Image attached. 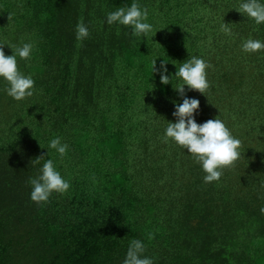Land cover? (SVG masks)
<instances>
[{
	"label": "trees",
	"instance_id": "1",
	"mask_svg": "<svg viewBox=\"0 0 264 264\" xmlns=\"http://www.w3.org/2000/svg\"><path fill=\"white\" fill-rule=\"evenodd\" d=\"M132 2L0 0V44L6 55L33 44L17 64L35 81L15 101L0 80V264H123L133 239L155 264H264V51L241 48L264 40V25L235 9L240 0H136L153 31L134 40L105 22ZM81 22L89 36L78 41ZM191 56L211 65L206 96L187 92L197 123L221 119L241 141L213 183L163 140L182 98L152 61L168 59L171 80ZM55 137L63 157L48 147ZM48 159L70 188L41 205L30 179Z\"/></svg>",
	"mask_w": 264,
	"mask_h": 264
},
{
	"label": "clouds",
	"instance_id": "2",
	"mask_svg": "<svg viewBox=\"0 0 264 264\" xmlns=\"http://www.w3.org/2000/svg\"><path fill=\"white\" fill-rule=\"evenodd\" d=\"M235 9L255 25H264V0H240L238 8ZM148 16V9L142 8L136 0H133L129 7H118L115 11L108 12L105 22L109 26L115 24L130 28L131 37L134 40H141L147 38L153 31V25L148 22ZM225 30L231 31L227 28ZM88 36V28L83 22L79 23L76 26L77 40L83 41ZM7 46L13 50L11 55H6L3 44H0V80L6 82L3 91L7 96L15 101H22L33 96L35 81L31 75H25L19 71L17 57L22 60L31 59L34 46L32 43ZM241 48L248 54L264 51V40L246 39ZM157 58L152 61V74H158L160 83L163 85H168L175 79L177 82L173 88L182 98V103L173 101L172 115L175 122L168 121L164 130V142L171 141L184 151L186 150L201 166L205 173L203 177L205 183L219 181L223 175V169L234 165L239 159L241 141L232 135L221 119L215 118L197 123L196 116L200 111V101L187 95V92L193 90L205 95L210 87L207 69L211 65L201 57L191 56L179 65L170 80L167 68L169 60L164 57L157 68L155 66ZM48 147L54 149L61 157L68 150V145L62 143L60 137L51 139ZM42 157L36 158L35 162L39 163ZM30 185L31 201L41 205L46 204L54 192L65 194L70 188L69 181L57 170L52 159L43 163L39 169V175L30 179ZM261 212L264 213V208ZM145 251V243L140 239H133L128 245L123 264H155L154 258L144 255Z\"/></svg>",
	"mask_w": 264,
	"mask_h": 264
},
{
	"label": "rangeland",
	"instance_id": "3",
	"mask_svg": "<svg viewBox=\"0 0 264 264\" xmlns=\"http://www.w3.org/2000/svg\"><path fill=\"white\" fill-rule=\"evenodd\" d=\"M257 142V140L255 139V143Z\"/></svg>",
	"mask_w": 264,
	"mask_h": 264
}]
</instances>
